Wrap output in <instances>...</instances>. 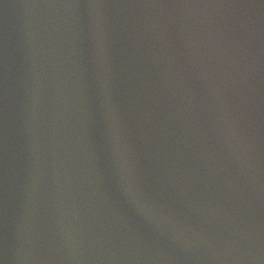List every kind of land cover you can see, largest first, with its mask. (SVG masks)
Listing matches in <instances>:
<instances>
[{"label":"water","instance_id":"obj_1","mask_svg":"<svg viewBox=\"0 0 264 264\" xmlns=\"http://www.w3.org/2000/svg\"><path fill=\"white\" fill-rule=\"evenodd\" d=\"M0 264H264L230 130L143 0H0Z\"/></svg>","mask_w":264,"mask_h":264}]
</instances>
